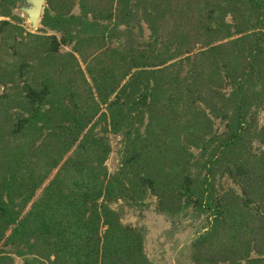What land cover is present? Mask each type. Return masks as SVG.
I'll return each mask as SVG.
<instances>
[{
	"label": "trees",
	"instance_id": "obj_1",
	"mask_svg": "<svg viewBox=\"0 0 264 264\" xmlns=\"http://www.w3.org/2000/svg\"><path fill=\"white\" fill-rule=\"evenodd\" d=\"M17 1L0 0V264H151L121 219L149 196L211 212L195 263L264 264V0H44L35 30Z\"/></svg>",
	"mask_w": 264,
	"mask_h": 264
},
{
	"label": "rangeland",
	"instance_id": "obj_2",
	"mask_svg": "<svg viewBox=\"0 0 264 264\" xmlns=\"http://www.w3.org/2000/svg\"><path fill=\"white\" fill-rule=\"evenodd\" d=\"M26 5V0H18L13 12L21 16L22 24L26 28L35 30L38 24L36 28H32L26 14L22 12V7ZM258 119L259 122L264 121V110L259 112ZM219 129H221L220 126ZM109 141L112 150L105 163L109 172H113L119 162L120 136L110 134ZM216 182L218 189L231 186L237 189L226 175L217 177ZM211 218L212 214L209 210L197 211L192 207L174 216H167L156 208L154 196L147 197L145 204L122 205L121 213L123 223L141 230L144 238V252L151 264H197L192 259L191 244L195 237L208 226ZM15 264H23V260L15 258Z\"/></svg>",
	"mask_w": 264,
	"mask_h": 264
},
{
	"label": "water",
	"instance_id": "obj_3",
	"mask_svg": "<svg viewBox=\"0 0 264 264\" xmlns=\"http://www.w3.org/2000/svg\"><path fill=\"white\" fill-rule=\"evenodd\" d=\"M26 6L22 7V12L26 14L27 20L32 28H36L43 9L44 0H26Z\"/></svg>",
	"mask_w": 264,
	"mask_h": 264
},
{
	"label": "flooded vegetation",
	"instance_id": "obj_4",
	"mask_svg": "<svg viewBox=\"0 0 264 264\" xmlns=\"http://www.w3.org/2000/svg\"><path fill=\"white\" fill-rule=\"evenodd\" d=\"M28 5V4H27Z\"/></svg>",
	"mask_w": 264,
	"mask_h": 264
}]
</instances>
